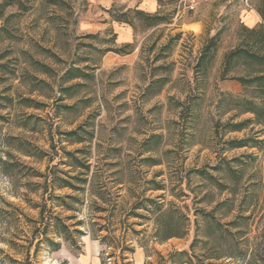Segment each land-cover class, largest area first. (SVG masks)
I'll use <instances>...</instances> for the list:
<instances>
[{"label":"rangeland","instance_id":"1","mask_svg":"<svg viewBox=\"0 0 264 264\" xmlns=\"http://www.w3.org/2000/svg\"><path fill=\"white\" fill-rule=\"evenodd\" d=\"M246 1L196 33L133 17L131 63L102 69L87 0H0V264H264V62L231 56L264 57Z\"/></svg>","mask_w":264,"mask_h":264},{"label":"crops","instance_id":"2","mask_svg":"<svg viewBox=\"0 0 264 264\" xmlns=\"http://www.w3.org/2000/svg\"><path fill=\"white\" fill-rule=\"evenodd\" d=\"M223 1L227 0H87L90 10L81 19L79 32L99 37L107 34L110 35L107 38H114L113 47L104 51L101 68L105 69L123 61L131 63V53L137 49L133 48L137 38L136 19L133 17L146 22L148 30H152L162 25L167 17L176 13L175 20L181 21V28L196 33L197 27H203V22L199 18L200 13L206 9L210 10L213 4ZM250 2L251 4L246 1L248 9L243 11L241 24L253 32L261 27L264 20L256 6V0ZM207 49L209 52L210 49ZM80 70L79 67L74 69L77 74ZM65 75L68 76L69 72L67 71ZM231 82L232 85L225 81L224 88L233 86L237 89L238 82L239 85L243 84L241 81Z\"/></svg>","mask_w":264,"mask_h":264},{"label":"trees","instance_id":"3","mask_svg":"<svg viewBox=\"0 0 264 264\" xmlns=\"http://www.w3.org/2000/svg\"><path fill=\"white\" fill-rule=\"evenodd\" d=\"M12 5H13L12 1L6 3V7H9V6H12ZM236 54L237 55L244 54V55H247L251 59L257 60V61H259L261 63L264 62V57L258 56V55H253V54L247 53L246 51H243V50H239L237 53H233L231 56H234ZM77 72H80V71H77ZM243 82L245 83V81H243ZM255 82H263L264 83V75L257 76L254 79H251V80L248 81L249 84L250 83H255ZM233 128H234V130H239V129L242 128V124L233 125ZM72 134H74V133H72ZM240 144H242V143H240V141L236 142V146H240L241 147L242 145H240ZM64 182H65L66 186H71L70 183H68L67 181H64Z\"/></svg>","mask_w":264,"mask_h":264}]
</instances>
